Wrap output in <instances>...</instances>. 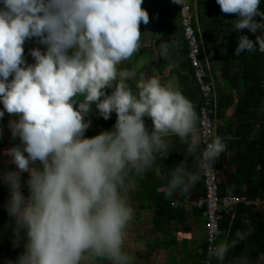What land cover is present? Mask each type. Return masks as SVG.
<instances>
[{
	"label": "clouds",
	"instance_id": "obj_1",
	"mask_svg": "<svg viewBox=\"0 0 264 264\" xmlns=\"http://www.w3.org/2000/svg\"><path fill=\"white\" fill-rule=\"evenodd\" d=\"M143 2L0 0V119L5 110L13 115L9 127L21 141L8 150L16 168L0 179L10 192L5 207L14 233L27 237L24 251L6 264H134L126 246L135 212L126 194L129 174L152 167L158 153L167 156L166 137L174 134L195 159L193 167L181 162L170 169L166 194L188 193L226 150L219 135L200 150V117L176 84L141 73L134 90L128 80L136 73L119 67L142 47L140 23L149 22ZM217 3L225 13H238L235 30L260 32L255 42L240 35L235 53L264 52V20L255 19L264 17L261 0ZM30 38L45 45L30 49L34 63L24 55ZM159 47L167 55L170 42ZM93 103L104 119L115 112L117 120L111 130L87 137ZM250 232L238 229L230 241L212 244L205 264L226 261ZM229 264L252 261L240 255Z\"/></svg>",
	"mask_w": 264,
	"mask_h": 264
},
{
	"label": "crops",
	"instance_id": "obj_2",
	"mask_svg": "<svg viewBox=\"0 0 264 264\" xmlns=\"http://www.w3.org/2000/svg\"><path fill=\"white\" fill-rule=\"evenodd\" d=\"M142 7L149 13V22L140 23L142 47L130 59L122 61L119 67L136 73L128 80L134 90L141 73L156 75L162 83L176 84L193 102L200 116L202 96L193 78L183 36L179 18L181 5L174 0H144ZM191 7L193 28L200 41V60L205 64L208 79L214 83V136H221L227 146L215 164L219 191L223 195L259 199L257 206L235 205L223 218L227 223L218 242L235 238L238 229H251V232L246 240L229 250L226 261L220 264H229L240 255H247L252 264H264V167L257 170L256 160L260 146L264 158V94L259 96L256 93L257 83L263 81L264 84V52L257 48L243 50L237 55L234 51L240 35L246 34L255 42L260 32L235 30L238 13L223 12L217 0H191ZM168 41L169 51L162 55L159 46ZM114 90L115 86L107 88L106 92L111 94ZM13 118L5 110V116L0 119V127L3 128L0 173L16 168L8 155L10 148L21 143L19 137L12 136L9 127ZM85 119L91 120L85 136L92 137L102 130H111L117 114L113 112L106 120L93 103ZM145 123L151 129L149 117H145ZM166 139L167 156L158 153L152 167L139 172L133 170L129 174L126 194L135 212L128 226L126 246L134 257V264H203L206 220L201 210L184 202L204 195L202 176L188 193L166 194L170 169L181 162L193 167L195 159L194 155L187 153V142L174 134ZM199 147L202 150V143ZM28 175L27 172L22 173L26 195ZM9 196L8 186L0 179V264L18 258L27 241L25 235L17 237L14 233V218L9 216L5 207ZM174 200L181 201L182 205L172 207Z\"/></svg>",
	"mask_w": 264,
	"mask_h": 264
},
{
	"label": "built area",
	"instance_id": "obj_3",
	"mask_svg": "<svg viewBox=\"0 0 264 264\" xmlns=\"http://www.w3.org/2000/svg\"><path fill=\"white\" fill-rule=\"evenodd\" d=\"M193 1V0H192ZM179 18L182 24L183 36L188 48V57L191 62L193 78L199 86L202 105L200 107L199 127L202 133V149L206 146L204 141L211 140L214 137L213 117L216 113L214 83L208 79L205 64L200 60V41L193 28L194 16L192 13L191 0H184L179 9ZM208 132L207 136L203 133ZM204 195L197 200H184L185 205L196 207L202 211L206 220V248L205 259L203 264L210 259L208 257V249L223 235L221 221L224 215L229 214L235 205L244 204L257 206L259 199L248 200L245 197H237L235 195H223L219 191L216 167L201 173ZM172 207L178 208L182 205L181 201L174 200ZM212 264H220V262L212 259Z\"/></svg>",
	"mask_w": 264,
	"mask_h": 264
},
{
	"label": "trees",
	"instance_id": "obj_4",
	"mask_svg": "<svg viewBox=\"0 0 264 264\" xmlns=\"http://www.w3.org/2000/svg\"><path fill=\"white\" fill-rule=\"evenodd\" d=\"M259 8H260V10L263 11V9H264V0H261V4L259 5ZM255 19L257 21H261V20H264V17H259L258 16V17H255ZM28 40L31 41V42H37L38 43V38H30ZM260 58H261V56H259V59ZM256 93L259 96H263V94H264V84H263V81H259L257 83V85H256ZM2 107H3V104L0 103V109H2ZM260 134L262 135V130H260ZM261 147L262 146L259 147L260 149L259 148L257 149L256 160H257V164L258 165H261L262 167H264V158L262 157V154H261V151H262L261 150ZM225 216H227V215H224L223 218ZM226 223H227V219L226 218L224 220L222 219V221H221V228L225 227L226 226Z\"/></svg>",
	"mask_w": 264,
	"mask_h": 264
},
{
	"label": "rangeland",
	"instance_id": "obj_5",
	"mask_svg": "<svg viewBox=\"0 0 264 264\" xmlns=\"http://www.w3.org/2000/svg\"><path fill=\"white\" fill-rule=\"evenodd\" d=\"M36 47H39V48H41L43 50L45 48V45L43 47L42 44H39L37 42H31L29 40H26L25 41V45H24L25 52H24V55H25V58H26V60H27L28 63H30L31 61L34 60V57H32L30 55V49L36 48Z\"/></svg>",
	"mask_w": 264,
	"mask_h": 264
},
{
	"label": "flooded vegetation",
	"instance_id": "obj_6",
	"mask_svg": "<svg viewBox=\"0 0 264 264\" xmlns=\"http://www.w3.org/2000/svg\"><path fill=\"white\" fill-rule=\"evenodd\" d=\"M9 79H11V77H9Z\"/></svg>",
	"mask_w": 264,
	"mask_h": 264
}]
</instances>
